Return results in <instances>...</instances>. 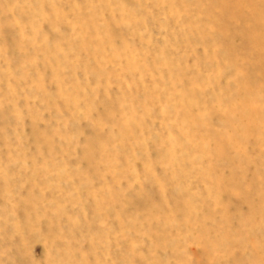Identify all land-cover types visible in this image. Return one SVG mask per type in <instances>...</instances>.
Returning <instances> with one entry per match:
<instances>
[{"label":"rangeland","instance_id":"obj_1","mask_svg":"<svg viewBox=\"0 0 264 264\" xmlns=\"http://www.w3.org/2000/svg\"><path fill=\"white\" fill-rule=\"evenodd\" d=\"M0 264H264V0H0Z\"/></svg>","mask_w":264,"mask_h":264}]
</instances>
